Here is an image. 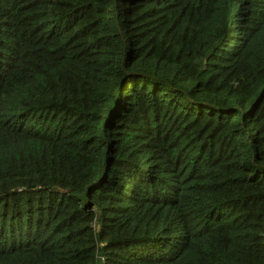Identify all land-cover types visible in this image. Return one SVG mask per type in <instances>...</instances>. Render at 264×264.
Listing matches in <instances>:
<instances>
[{"label":"trees","instance_id":"16d2710c","mask_svg":"<svg viewBox=\"0 0 264 264\" xmlns=\"http://www.w3.org/2000/svg\"><path fill=\"white\" fill-rule=\"evenodd\" d=\"M0 264H264V0H0Z\"/></svg>","mask_w":264,"mask_h":264}]
</instances>
